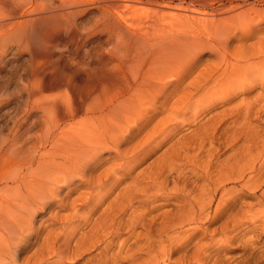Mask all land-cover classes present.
Instances as JSON below:
<instances>
[{"label": "bare ground", "instance_id": "obj_1", "mask_svg": "<svg viewBox=\"0 0 264 264\" xmlns=\"http://www.w3.org/2000/svg\"><path fill=\"white\" fill-rule=\"evenodd\" d=\"M247 1L0 0V64L28 57L0 125V264H264Z\"/></svg>", "mask_w": 264, "mask_h": 264}, {"label": "rangeland", "instance_id": "obj_2", "mask_svg": "<svg viewBox=\"0 0 264 264\" xmlns=\"http://www.w3.org/2000/svg\"><path fill=\"white\" fill-rule=\"evenodd\" d=\"M239 2H241V0H239ZM246 4H251V5L250 6H244L243 8H241L238 11H242V13H244V14L248 13V15H254V14L258 13L259 11H263L264 12V3L261 2V1L248 0ZM196 9H199V8H196ZM209 11H211V10H209ZM227 16H229V14H218L217 15V17L222 18V19L226 18ZM27 58L28 57L25 58L23 56V57L18 58L17 60L13 59V60H10V61H5L4 63L0 64V94H1L0 96L3 97V99H0V100H2V101H0V107H2V108H0V125L1 126H2L3 123H7V121L9 122V116H10L9 112L11 111V110L9 111V109L10 108L12 109L13 106H15L18 103V102L15 103V100H14V97H15L16 92H17V90H16L17 88L16 87L19 86V82H20L19 79H18V74L20 73L19 71L21 70V68L26 63V60H28ZM209 60H211L210 56H203L202 62H201L202 65L199 67V69L203 68V66L205 64H207ZM16 75H17V77H16ZM258 91H260V90L257 89V90H255L254 93H256ZM2 94L3 95L5 94V95L3 96ZM11 104H12V107H11ZM3 106H5V107H3ZM196 125H197V122L194 123V124H190V125H187V126L183 127L182 130L180 131V134L178 136H180L182 134H191L193 132V130L195 129L194 127ZM155 157H156V155H153L151 157V159L148 160V162H150ZM234 246H236V245H234ZM28 254H30V253H25L23 255H28ZM232 254L234 256H237L238 251H233ZM81 263L83 264V260H81V259H75L73 261H71V260L67 261V264H81Z\"/></svg>", "mask_w": 264, "mask_h": 264}]
</instances>
